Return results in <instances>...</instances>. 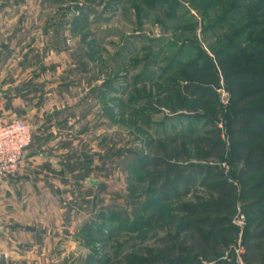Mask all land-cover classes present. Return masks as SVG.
Returning a JSON list of instances; mask_svg holds the SVG:
<instances>
[{
	"label": "rangeland",
	"instance_id": "obj_1",
	"mask_svg": "<svg viewBox=\"0 0 264 264\" xmlns=\"http://www.w3.org/2000/svg\"><path fill=\"white\" fill-rule=\"evenodd\" d=\"M252 3L251 0L243 3L237 0H45L36 6L40 20L33 27L35 32L39 31L35 43L45 48L38 54L45 64L31 69L34 80L31 88H35L36 97L50 98L42 108L33 106L27 121L23 120L32 132V142L26 150L37 155L40 142L51 133L45 130L53 120L52 115L68 104L73 106L54 118L61 121L71 116L70 126L60 131L54 127L56 133L65 136L67 153L62 149L57 151L63 160L69 157L65 166L72 175L67 180L64 174L59 182L63 192L59 203L66 208L67 219L80 223L96 219L94 214L100 209L124 208L125 215L132 220L136 210H140L134 196L144 183L137 179L142 176L137 170V158L150 150L146 140L176 136L177 142H188L209 136L213 129L208 121L210 114H217L222 120L225 115L222 110L231 105L227 89L230 82H225L220 72V87L215 97H191L181 86L193 76L186 66L196 60L200 63L201 51L213 58V50L240 42L243 37L233 40L245 31L250 15L254 16L247 7ZM77 4L91 8L84 20L61 26L62 19L71 20L78 15ZM43 18L45 21H41ZM43 28L52 34H45ZM54 45L60 49H52ZM204 64L200 63L201 67ZM106 80L113 89L104 96L94 95L92 89ZM36 99L33 104L37 105ZM73 114L78 118L74 119ZM218 123L223 127L222 121ZM187 152L205 154L204 148L192 142ZM192 160L218 164L212 156ZM223 166L227 173L229 166L225 163ZM31 172L17 175L16 181L6 186L0 181L1 193L11 187L36 190L38 166L31 167ZM132 178L136 179L133 183ZM128 186H134V192L129 194ZM193 190L204 191L197 185L185 199L191 197ZM1 193L0 211L12 208L16 214L24 208L36 217L37 197H13L10 193L5 197ZM240 208L238 202L233 216L239 226L234 250L241 244L245 224ZM0 220L5 221L4 216ZM77 232L79 243L57 247L55 264H91L84 261L91 246L85 245ZM119 236L117 240L95 239L94 245L106 244V252L112 254V246L134 234L125 237L122 231Z\"/></svg>",
	"mask_w": 264,
	"mask_h": 264
},
{
	"label": "trees",
	"instance_id": "obj_2",
	"mask_svg": "<svg viewBox=\"0 0 264 264\" xmlns=\"http://www.w3.org/2000/svg\"><path fill=\"white\" fill-rule=\"evenodd\" d=\"M251 1L248 13L254 16L250 15L245 31L233 40L243 37L240 42L213 50V58L201 51L200 63L205 64L201 67L197 60L188 64L186 68L193 78L181 85L191 97H215L221 72L225 82H230L227 89L231 103L222 110L223 119L210 114L208 121L213 129L208 137L188 142H177L176 136L146 140L150 150L137 158V170L142 173L137 179L144 183L134 196L140 210H136L132 220L124 208L98 210L96 219L87 221L79 230L84 244L91 246L84 261L240 264L233 249L239 233L233 216L239 202L240 212L245 215L240 237L243 263L264 264V0ZM88 9V5L77 4L78 15L71 20L62 19L60 25L81 21ZM112 89V83L106 80L92 92L104 96ZM191 142L204 148L205 154L188 153ZM211 156L218 164L192 160ZM222 163L229 166L227 173ZM197 185L204 191L193 190L191 197L185 199ZM128 187L129 194L134 192V186ZM122 231L125 237L128 233L134 236L112 246V254L106 252V244L94 245L95 239L117 240Z\"/></svg>",
	"mask_w": 264,
	"mask_h": 264
},
{
	"label": "crops",
	"instance_id": "obj_3",
	"mask_svg": "<svg viewBox=\"0 0 264 264\" xmlns=\"http://www.w3.org/2000/svg\"><path fill=\"white\" fill-rule=\"evenodd\" d=\"M44 2L45 0H0V123L14 119L27 121L31 108H42L41 106L50 98H45V95L42 98L39 95L36 97L35 88H31L30 76L31 69H36L44 63L38 54L43 53L45 48L36 46L39 31L33 30L40 20V13L38 9L36 11V6ZM44 18L41 21H45ZM43 32L52 34L50 30L45 32L44 28ZM53 33L54 36L57 34L56 31ZM51 48L60 49L55 45ZM36 55H38L37 58ZM35 98H37V105L33 104ZM69 107L73 106L68 104L57 110L55 114L61 116L64 111L69 110ZM55 114L52 115L53 120L48 125L49 129L43 128L51 133L48 139L45 138L40 142V151L37 155H30V152L26 150L19 170L13 176L0 180L6 186L9 182L11 184L16 181L17 175L25 171L29 172L27 174L29 175L33 172L31 167L38 166L36 190L11 187L2 190V193L0 191L5 197L9 193L13 197L27 195L37 197L35 218L24 208H21V212L17 210L16 214L12 208L10 211H0V216H4L5 220H0V264H43V262L55 264L54 254L57 252V247L62 244L79 243L75 234L87 222L86 219L80 223L72 218L67 219L66 208L64 209L59 203V198L63 194L59 182L64 174L67 180L72 175L65 166L69 162V157L63 160L60 152L57 151L62 149L63 153H67V148L64 149V145L67 144L64 141L65 136H61V132L56 133L54 127L60 131L66 125L70 126L71 116L69 115L66 120L56 121ZM72 117L78 118L76 114ZM65 135L69 136L67 133ZM9 203L13 204L12 201Z\"/></svg>",
	"mask_w": 264,
	"mask_h": 264
},
{
	"label": "built area",
	"instance_id": "obj_4",
	"mask_svg": "<svg viewBox=\"0 0 264 264\" xmlns=\"http://www.w3.org/2000/svg\"><path fill=\"white\" fill-rule=\"evenodd\" d=\"M32 142L31 128L21 119L0 123V177L13 174ZM243 217V215H241ZM237 259L244 264V248L239 243L235 248Z\"/></svg>",
	"mask_w": 264,
	"mask_h": 264
}]
</instances>
